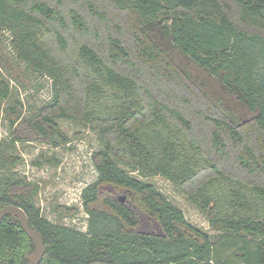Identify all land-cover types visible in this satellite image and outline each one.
Returning a JSON list of instances; mask_svg holds the SVG:
<instances>
[{
	"label": "trees",
	"instance_id": "obj_1",
	"mask_svg": "<svg viewBox=\"0 0 264 264\" xmlns=\"http://www.w3.org/2000/svg\"><path fill=\"white\" fill-rule=\"evenodd\" d=\"M114 1L140 20L133 45L139 67L176 72L169 55L173 51L217 79L221 89L241 104L248 115L245 125L259 132L258 150L244 140L237 126L221 120L218 127L225 124L234 144L241 143L242 169L264 176V36L240 29L225 0ZM230 1L243 22L264 26V0ZM70 13L72 23L83 29L78 13ZM66 23L60 11L44 0H0V43L7 32L15 58L52 79L51 106L59 107L62 97L77 106L71 112L63 108L59 114L39 113L30 121L33 129L58 147L69 141L57 121L61 117L97 127L102 138L94 153L97 177L81 191L87 214L84 232L49 221L27 193L13 192L24 186L20 177L0 173V207H21L29 225L39 231L45 248L39 264H264V183L221 171L196 136L189 134L191 126L182 113L156 100L88 44H80L71 60L59 58L46 34L53 32L59 49L66 52L67 41L58 29ZM143 24L149 30L138 29ZM108 41L109 61L130 62L126 45L116 37ZM10 96L8 82L0 78V105ZM19 118L17 113L15 119ZM12 135L10 143L0 142V166L5 165L3 160H17L6 152L21 140ZM221 139L216 131L215 146L223 145ZM209 169V177L188 195L207 211L208 221L219 231L215 237L191 224L156 186L133 174L161 175L184 185L196 182ZM106 186L139 196V208L114 194L103 197L106 207H94ZM32 250L18 220L4 216L0 264H25Z\"/></svg>",
	"mask_w": 264,
	"mask_h": 264
},
{
	"label": "rangeland",
	"instance_id": "obj_2",
	"mask_svg": "<svg viewBox=\"0 0 264 264\" xmlns=\"http://www.w3.org/2000/svg\"><path fill=\"white\" fill-rule=\"evenodd\" d=\"M57 8L66 19V25L58 27L67 41V51L59 49L54 33L46 34L48 45L62 60H71L80 44H88L94 48L117 71L132 76L136 82L152 92L156 100L167 104L182 113L191 126L190 133L196 136L203 152L209 155L221 171L239 179L246 178L264 183V176L246 173L238 161L241 154V143L234 144L229 137L226 126L218 127L223 120L237 126L244 132L246 142H251L256 151L258 131L245 125L248 115L241 104L231 95L225 93L212 76L190 60L172 51V67L176 72L166 73V69L153 72L150 66H141L133 52L135 32L139 18L116 7L114 0H44ZM229 16L231 20L247 32H256L264 36V26L246 24L236 11L230 0ZM71 11L78 13L84 28H78L72 23ZM149 27L146 24L139 28ZM116 37L128 47L131 55L130 62L112 63L108 60L107 49L109 38ZM0 43V78L8 82L11 96L0 105V142L10 143L14 134L21 137L6 152L17 157V160H3L0 173H13L20 177L24 186L17 187L13 192L27 193L40 208L45 218L53 223L65 224L84 232L87 227V214L81 200V191L97 177L94 153L102 146V138L97 127L78 122L74 119L57 118L61 130L67 134L68 142L53 147L33 129L30 121L39 113L59 114L62 109L71 112L76 104L62 97L59 107H53L54 88L52 79L30 69L25 63L18 61L11 48L7 32L2 34ZM166 41V39L164 38ZM170 48L168 44L165 45ZM158 81H156V80ZM143 89V88H142ZM144 90V89H143ZM144 94V91L142 92ZM69 103H68V101ZM67 110V111H66ZM19 119H15L16 114ZM222 137L223 145L215 146L213 134ZM256 133V134H255ZM223 137L225 141L223 140ZM245 143V142H243ZM260 148V145H259ZM141 180L156 186L170 201L177 205L185 214L187 220L194 226L206 231L212 237L219 231L207 219V211L200 207L197 201L191 199L188 193L194 191L199 181L209 177L211 170L202 172L192 184L176 185L168 178L141 176L133 172ZM114 187L106 186L101 189L99 199L94 207H106L102 201L109 194L126 200L139 208V196L130 193L114 192ZM150 228V227H149ZM157 231V229H156Z\"/></svg>",
	"mask_w": 264,
	"mask_h": 264
},
{
	"label": "water",
	"instance_id": "obj_3",
	"mask_svg": "<svg viewBox=\"0 0 264 264\" xmlns=\"http://www.w3.org/2000/svg\"><path fill=\"white\" fill-rule=\"evenodd\" d=\"M6 215L16 218L21 229L27 234L33 243V250L27 255L25 264H39L44 255V243L38 230L29 225V219L25 211L16 205L8 204L0 208V222Z\"/></svg>",
	"mask_w": 264,
	"mask_h": 264
},
{
	"label": "flooded vegetation",
	"instance_id": "obj_4",
	"mask_svg": "<svg viewBox=\"0 0 264 264\" xmlns=\"http://www.w3.org/2000/svg\"><path fill=\"white\" fill-rule=\"evenodd\" d=\"M8 205V204H7ZM14 205V204H13ZM5 206V205H4ZM17 206V205H16ZM3 207V206H2ZM1 208V207H0ZM4 218V217H3ZM29 219V218H28ZM3 220V219H2ZM19 222V221H18ZM1 223V222H0ZM19 225H20V223H19ZM21 228V227H20ZM35 229V228H34ZM37 230V229H36Z\"/></svg>",
	"mask_w": 264,
	"mask_h": 264
}]
</instances>
